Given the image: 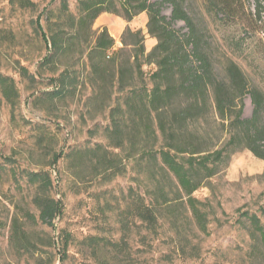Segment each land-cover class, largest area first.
I'll return each instance as SVG.
<instances>
[{
    "label": "rangeland",
    "instance_id": "374dc122",
    "mask_svg": "<svg viewBox=\"0 0 264 264\" xmlns=\"http://www.w3.org/2000/svg\"><path fill=\"white\" fill-rule=\"evenodd\" d=\"M77 2L67 0L74 16ZM254 6V0L244 2L243 10L226 24L207 13L201 0H185L186 10L207 34L216 62L230 59L250 85L264 94V28L249 19ZM170 11L169 5L162 6L167 19ZM67 19L68 11L62 12L59 0H0V75L14 81L17 95L12 106L0 89V264H96L90 237L125 242L118 257L125 260L111 264H264L263 248L255 254L256 259L251 257L249 225L243 215L254 214L264 225V162L247 150L235 153L209 185L193 194L207 206V236L191 223L181 239L175 238L165 221L160 222L155 238L130 218L125 219L128 230L121 228L120 214L132 191L141 194L142 188L134 179L133 162L122 161L124 173L109 179L88 161L86 152L97 145L106 152L111 150L104 136L108 110L90 100L85 54L76 55L69 63L68 55L64 56L54 67L42 65L50 46L43 41L37 22L47 37L64 36ZM146 24L145 13L130 22L104 13L91 30L97 34L106 29L114 40V50L122 47L125 30L141 31L147 54L157 41L148 35ZM172 26L186 32L181 22ZM85 44L83 39L78 51ZM21 69L27 76L22 77ZM68 70L76 79V87L69 93ZM154 70L153 65L143 67L146 79ZM60 74L65 82L63 92L51 95L52 80ZM251 114L252 105L245 97L242 118L249 119ZM226 139L223 134L219 144ZM55 156L59 157L53 165ZM25 172H48L51 176L48 196L61 204L60 216L52 226L40 222L33 203L36 189L27 184ZM109 252L108 248L96 256L110 258Z\"/></svg>",
    "mask_w": 264,
    "mask_h": 264
},
{
    "label": "trees",
    "instance_id": "16d2710c",
    "mask_svg": "<svg viewBox=\"0 0 264 264\" xmlns=\"http://www.w3.org/2000/svg\"><path fill=\"white\" fill-rule=\"evenodd\" d=\"M59 1L62 12L68 11L64 21L68 32L47 37L37 22L43 41L50 46V54L42 65L54 67L64 56L68 55L69 63L76 60V55L85 54L90 100L108 110L109 124L104 136L111 150L106 152L97 145L86 152L88 161L109 179L124 173L122 161H131L136 169L134 179L142 188L141 194L132 191L128 206L120 214L121 228L128 230L125 219L130 218L155 238L160 222L165 221L175 238L181 239L191 223L207 236L209 212L193 194L209 185L241 150L264 162L263 92L251 86L230 59L216 62L208 48L207 34L186 10L185 0H78L75 16L69 12L67 0ZM247 1L201 0L207 13L226 24L243 10ZM165 4L171 8L169 19L161 13ZM254 4L249 19L264 28V0H254ZM104 13L122 17L126 22L145 13L147 33L157 41L156 45L146 54L141 31L127 29L121 37L122 47L114 50V40L106 29L97 34L91 30ZM174 22L183 23L186 32L175 30ZM83 39L85 47L78 51ZM215 62L220 63L219 71ZM146 65L155 67L148 79L143 71ZM20 74L27 76V71L21 69ZM75 81L68 70V93L76 87ZM52 84L51 95H60L65 85L63 75L52 80ZM0 89L13 106L17 98L14 81L0 75ZM245 97L252 105L249 119L242 118ZM223 134L227 139L219 144ZM24 177L36 189L33 203L40 222L52 226L60 216L61 204L48 196L52 187L50 174L25 172ZM243 215L249 225L251 257L256 259L255 254L264 249V225L254 214ZM121 242L90 237L88 243L96 264L117 261L125 243ZM66 246L65 241L64 249ZM108 248L111 257L100 260L96 255ZM124 260L125 257L118 261Z\"/></svg>",
    "mask_w": 264,
    "mask_h": 264
}]
</instances>
